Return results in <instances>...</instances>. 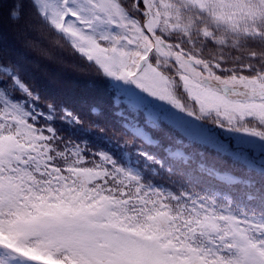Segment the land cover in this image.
I'll list each match as a JSON object with an SVG mask.
<instances>
[{
  "label": "snow or ice",
  "instance_id": "snow-or-ice-1",
  "mask_svg": "<svg viewBox=\"0 0 264 264\" xmlns=\"http://www.w3.org/2000/svg\"><path fill=\"white\" fill-rule=\"evenodd\" d=\"M8 20L0 264H264V0H12ZM30 53L105 80L132 153L96 121L108 147L78 137Z\"/></svg>",
  "mask_w": 264,
  "mask_h": 264
},
{
  "label": "trees",
  "instance_id": "trees-1",
  "mask_svg": "<svg viewBox=\"0 0 264 264\" xmlns=\"http://www.w3.org/2000/svg\"><path fill=\"white\" fill-rule=\"evenodd\" d=\"M12 6V0H4L3 6L0 7V52L5 56L14 58L21 49L12 25L8 20V11ZM29 60L35 61L39 66L33 64L26 65L35 78V87L39 89L44 99L53 100L57 105L61 103L68 104L80 113L84 119V125L75 130L78 137L88 136L94 143L104 144L98 137L100 134L92 131L89 134L86 130L89 121H96L106 129L104 136L111 141L113 151L120 154L121 151L132 153L133 148L119 149L117 145L124 140L132 141L133 137L124 132L120 127L117 117L113 115L112 98L113 93L108 90V83L105 80L97 78L91 69L81 65L78 69L62 68L56 65H49L46 61L41 60L35 53L29 54ZM96 106L100 109L99 116H91L89 108ZM124 108V105H121ZM127 113V109L124 108ZM143 123V116L139 117ZM65 131H68L65 129ZM153 136L167 145L173 142L175 133L169 134L168 129L154 132ZM105 147L109 145L104 144ZM143 147L138 140L135 141L134 147ZM154 151L153 149H148ZM135 159V157H133Z\"/></svg>",
  "mask_w": 264,
  "mask_h": 264
}]
</instances>
